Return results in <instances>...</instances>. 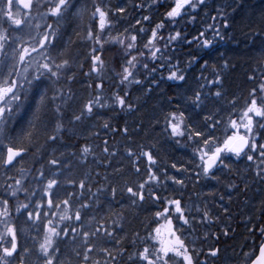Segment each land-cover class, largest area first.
<instances>
[{"label": "snow or ice", "instance_id": "1", "mask_svg": "<svg viewBox=\"0 0 264 264\" xmlns=\"http://www.w3.org/2000/svg\"><path fill=\"white\" fill-rule=\"evenodd\" d=\"M159 3L150 0L134 7ZM202 6H207L206 0H173L164 19L149 25V34L138 44L145 28L136 26L152 17L136 19L134 33L116 27L126 8L118 5L113 10L108 0H0V169L6 176L0 190V264H209V257H218L220 249L212 247L202 260L197 237H188L196 231L197 221L214 225L221 216L213 215L206 203L184 202L182 193L186 180L220 184L221 173L231 172V162L241 158L251 162L255 177L264 182V82L251 88L242 108L232 100L226 119L214 111L197 112L223 99L222 72L229 61L219 71L209 61L218 52L216 43L226 38L221 28H230L227 9L236 11L243 0L216 9L211 19L219 20L220 26L208 29L211 38L204 31L193 38L197 51L186 59V66L203 53V70L211 68L212 78L202 75L205 85L185 95L183 102L170 100L171 106L152 118L149 143L135 139L145 134L143 129L117 127L110 115L135 113L133 88L153 91L140 79L141 73L147 79L157 71V62H170L168 51L175 52L174 43L193 44L181 40L177 26ZM86 17L89 24H84ZM165 22L171 26L167 39ZM259 25L254 35L264 37V12ZM73 35H82L87 53L74 48ZM106 52L112 54L111 60L104 58ZM254 59L264 69V42ZM260 75L264 81V71ZM166 79L177 88L187 84L178 60L169 64ZM248 79L255 81V74ZM207 84L217 87L205 93ZM76 85L85 90L83 95ZM29 96L26 125L19 131L10 128ZM117 136L123 137L122 143L109 142ZM177 147L191 149L189 159L179 166L165 160L168 149ZM169 167L181 175H170ZM169 188L177 194H162ZM247 190L246 182L242 187L228 180L223 191L207 195L213 202H223L226 196L231 201L234 194ZM148 202L155 205L156 226L145 229L144 236L133 231L129 239V217L138 215ZM220 226L228 236L229 227ZM259 233L258 255L250 256L247 264H264V227ZM126 239L132 251L124 245Z\"/></svg>", "mask_w": 264, "mask_h": 264}, {"label": "trees", "instance_id": "2", "mask_svg": "<svg viewBox=\"0 0 264 264\" xmlns=\"http://www.w3.org/2000/svg\"><path fill=\"white\" fill-rule=\"evenodd\" d=\"M150 0H132L133 7L134 5L141 4V3H149ZM232 0H206V7L202 6L200 9L197 10L195 13H190L189 17H186L181 20L180 24L177 26L178 30L181 31L182 36L181 40H193V44L189 45L187 43H180L176 42L171 47L175 48V52L171 50L168 51V55L171 56V61L169 62L165 59L163 62H157L158 68L155 73L149 75L147 79H145L143 73L140 75V79L144 81V83L153 89L151 93L146 92H137L135 88H133L131 92V98L133 103L136 105V111L134 114L122 113V114H110L112 115V123L117 127H123L125 124L128 126L135 125L137 129H143L144 135L139 136L136 135L135 139L141 143H149V138L154 132V128L152 126L153 120L152 118L159 114L160 110L167 109L171 105L169 101L171 100L173 104L180 99L183 102V97L185 95H191L192 90H195L199 86L205 85V81L201 78L207 77L209 80L212 78V69L209 68L207 71L203 70V53H201V59L196 60L191 67L186 66V59L190 58L193 53L197 51L195 48L196 41L193 39L196 37L200 31L205 32V36L211 38L212 33L208 29L210 27H219L220 22L219 20L213 21L211 17L216 16L217 12L216 9L221 6V4H230ZM173 4V0H160L158 5H154L151 11H146L145 8H141L142 13L139 14L138 11L134 10L138 9L136 7H131L130 3L128 2L125 6L126 11L123 14L122 18L120 19L119 23L116 27H128L131 32H135V29L132 27L136 19H141L140 15H150L152 20L143 23L141 25H137L136 27H147V35L150 32L149 25L152 27L155 26V23H159L161 20L164 19L165 13L169 10V6ZM110 6L115 7V1L110 0ZM114 10V9H113ZM228 18L230 23V28L225 30L221 28V33L226 32V38L222 41L216 43V52L210 58V64L217 65V71H219V66L223 65L225 60L229 61V68L222 72V89H223V99L219 100L214 106L209 105L208 109H198L197 112L200 111H214L217 115L223 116L225 119L229 114L230 110L232 109V100H236L237 105L242 108L244 106V102L248 98V93L251 88L257 86L261 81V67L256 63L254 57L257 55V49H260L262 46V42H264V37H256L254 35V30L259 31L260 25L259 20L261 18L262 12H264V0H243V7L237 8L236 11H232L231 8L227 9ZM195 15L196 19L190 20V16ZM142 20V19H141ZM90 20L86 17L84 20V24H89ZM166 26L164 31L165 39H167V34L171 31V26L165 22ZM144 36H138L137 43L139 44ZM67 36L65 40H67ZM73 39L76 41L74 48H77L81 53H87L88 49L85 47L87 44L86 41L83 40L82 35L77 37L73 35ZM162 43V42H161ZM106 48L109 47L108 45L105 46ZM104 58L106 60L112 59L111 53H105ZM180 62V67L184 69L187 79V84L183 88L175 87L174 83L167 81L166 76L169 72V64L175 63L176 61ZM151 67V65H150ZM85 70H87V63L85 62ZM256 76V80H249L248 77L254 75ZM155 79L157 83H151V81ZM199 81V85L197 83ZM211 84H207L203 87V91L205 93L208 92ZM216 87H212L211 89H215ZM75 90L84 94L85 90L80 88L79 85L75 86ZM107 91V86H106ZM32 103V97L29 96L25 101V109L21 110L17 114L12 117L11 123L9 125L10 128H16L17 131L20 130L21 127L26 125L27 120L30 118V111H28V106ZM185 106H187L185 104ZM193 115H196L195 113ZM163 125H156L157 128L162 127ZM100 134L105 139L108 136L105 135L103 130L100 131ZM219 134V133H218ZM110 135V134H109ZM155 135L159 136V133L156 132ZM110 143H115L119 145L123 142V137L117 136L115 141L110 140ZM191 149L190 148H175V149H168V154L165 157L166 162H177L178 166L180 164H184L190 155ZM244 163V161H242ZM168 172H173L181 175V173L176 172V170L168 168ZM4 171L0 169V176L3 174ZM12 175H15L13 173ZM135 177L132 178L134 180ZM228 180L234 181L236 184L243 185L239 181L238 178H235L234 174H230V178ZM228 180L223 181L224 184L228 182ZM131 182V181H130ZM203 183V181H201ZM187 187L183 189L182 196L183 198L186 197L190 190L194 191V189H198L200 187L199 184H194L192 180H186ZM259 189H262L264 193V182L258 180ZM193 185V186H192ZM176 189H179V186H175ZM257 188V187H256ZM256 188L251 186L248 187L247 192H237V196L235 198V202L232 199L229 201V204L232 208H235L236 212L234 211L233 214L236 216V219L232 218L231 223L227 221L225 225H227L229 229V235L224 236L222 233V229L220 225H205L207 230V234L209 233L208 239L209 242L205 243L204 241L208 240L207 238L203 240L196 241V245L198 248L202 249L201 259H205L203 253L207 252L209 248L217 247L221 250L225 247L230 248L232 250L235 247H244L246 248L249 241L253 238V250L252 255L255 253L257 254L258 246L262 243L260 239V233H258L259 228L264 226V215H262V211L258 216V220L255 222V232H252L251 235H247V231H244L243 228V220H244V213L240 210L241 206L243 205L244 201H247V198L251 195ZM93 191H95V185H93ZM162 191V190H161ZM213 191L221 192L222 189L214 188ZM176 195L175 192L168 191L166 194ZM163 194V192H162ZM21 199H23V194H21ZM186 202V200H183ZM153 205L151 202H148L144 205L142 209L139 210V214L132 217L130 216V223L128 224V237L129 239L132 237L133 231H139L141 236L146 235L145 229L150 231L156 225L153 221ZM264 208V205H263ZM241 214V216H240ZM126 216L129 213H125ZM19 223V221H18ZM236 227V229L232 228ZM258 226V227H257ZM215 230V232L212 231ZM242 235L241 239L237 244L233 242L236 239L233 235ZM219 235L220 239L217 240L215 237ZM252 237V238H251ZM190 240V238L188 237ZM22 240V239H21ZM20 240V241H21ZM233 242V243H232ZM23 243V241H21ZM151 243V241H149ZM124 245H128L129 251H132L131 245L128 244V239L124 241ZM123 246V245H122ZM62 250L64 248L61 245ZM220 254L218 257H209L208 262L209 264H216L219 261ZM99 258V257H97Z\"/></svg>", "mask_w": 264, "mask_h": 264}, {"label": "rangeland", "instance_id": "3", "mask_svg": "<svg viewBox=\"0 0 264 264\" xmlns=\"http://www.w3.org/2000/svg\"><path fill=\"white\" fill-rule=\"evenodd\" d=\"M115 1V7H112L114 10L116 6L121 5L123 7L126 6V4L129 2L130 6L133 7L132 0H114ZM108 3L110 4V0H108ZM134 8V7H133ZM146 11H151V8H145ZM134 10L138 11L139 14L142 13L141 8L135 9ZM140 18H143V15H140ZM146 23V22H143ZM145 28V32L142 33V36L147 35V27ZM168 75V74H167ZM167 77V76H166ZM167 80V79H166ZM168 81V80H167ZM172 82V81H170ZM173 83V82H172ZM216 86V85H215ZM244 161V163H242ZM251 162H248L241 158L240 160H233L231 162V172H224L221 173V183L216 184L215 181L212 182H200V187L198 189H194V191L190 190L188 194L186 195L183 200H186L188 204H191L193 201L196 202L198 205H202L204 203L207 204L208 208L211 209V212L213 215H220L221 219L218 221L216 224L217 225H225L224 221L231 223L232 218L236 219V216H234L233 212L236 210L235 208H232L231 205L229 204V200L227 196L225 197V200L223 202L219 201L218 199L213 202L212 198L207 195L209 192H213L214 188H220L223 191L224 188V183L225 177L228 179L230 178V174L235 176V178H238L239 181L241 182L242 185L246 182L248 187L251 188L253 186L256 188L253 192H251V195L247 198V201H244L243 205L241 206V211L244 213V222H243V228L244 231H247V235H251L253 231H251V228H254L256 220H258V216L262 211L263 205L261 204V200H264V193L262 189H259L260 184H258V177H255L254 175V166L252 168L249 167ZM13 173H11L12 175ZM170 175H176L179 177V174H175L173 172H169ZM6 180L5 174H1L0 176V190H2L4 181ZM8 183H11V181H8ZM193 186V185H192ZM261 186V185H260ZM163 194H165L163 192ZM237 194H234L231 198L235 202ZM226 207L228 211L225 213L223 211V208ZM236 212V211H235ZM193 215H198L195 212H193ZM241 216V214H240ZM19 223H22L19 221ZM232 227V226H231ZM230 227V228H231ZM258 227V226H257ZM264 227V226H261ZM196 231L192 233V236H189L190 240L192 239L193 236L197 237L196 241L198 240H203L205 238V233H207V230L205 228V225L200 224L198 221L195 224ZM229 228V229H230ZM236 229V227L233 226L232 230ZM213 232H215L214 229H212ZM259 233V231H258ZM32 235H35V232H31ZM209 233L207 234V239H208ZM236 237V239L233 240L235 244L239 242V240L242 238V235L236 234L233 235ZM252 238V237H251ZM22 239V240H21ZM20 240L25 242V237L21 236ZM29 244H31V239H28L27 241ZM205 243L209 242V239L204 241ZM232 242V243H233ZM252 250H253V238L249 241L247 244L246 248L244 245L238 249V247L233 248L230 250V248L225 247L224 249L221 250L220 253V258L218 263L216 264H247V261L250 256H252ZM248 254V255H246Z\"/></svg>", "mask_w": 264, "mask_h": 264}, {"label": "bare ground", "instance_id": "4", "mask_svg": "<svg viewBox=\"0 0 264 264\" xmlns=\"http://www.w3.org/2000/svg\"><path fill=\"white\" fill-rule=\"evenodd\" d=\"M209 87L212 88V87H217V86L211 84ZM172 187L175 188V186H172ZM168 191H172V188H169ZM162 192H163V190H162ZM172 192H173V191H172ZM165 194H166V193H165ZM176 194H177V193H176Z\"/></svg>", "mask_w": 264, "mask_h": 264}, {"label": "water", "instance_id": "5", "mask_svg": "<svg viewBox=\"0 0 264 264\" xmlns=\"http://www.w3.org/2000/svg\"><path fill=\"white\" fill-rule=\"evenodd\" d=\"M258 255V254H257Z\"/></svg>", "mask_w": 264, "mask_h": 264}]
</instances>
